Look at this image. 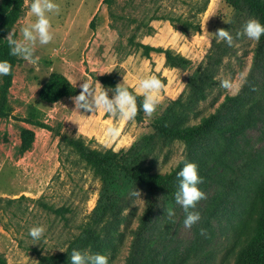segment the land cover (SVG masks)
Returning <instances> with one entry per match:
<instances>
[{
    "label": "rangeland",
    "instance_id": "obj_1",
    "mask_svg": "<svg viewBox=\"0 0 264 264\" xmlns=\"http://www.w3.org/2000/svg\"><path fill=\"white\" fill-rule=\"evenodd\" d=\"M55 2L61 11L50 16L54 40L37 44L39 62L33 65L14 56L5 92L0 76V264H48L73 249L104 254L109 264L232 262L237 238L264 178V47L237 36L254 15L243 10L232 21L234 11L225 0ZM4 6L5 0H0V12ZM34 20L23 0L20 16L8 32L15 29L18 37L20 28ZM218 28L230 32L232 46L213 35ZM175 58L180 65L173 66ZM52 73L70 82L73 95L48 105L39 102L38 93ZM240 73L246 75L247 83L238 95L219 86L220 80ZM107 74L115 76L117 84L121 81L136 88L148 75L158 76L165 85L153 116L142 110L140 120L126 122V130L133 135L120 148L110 147L111 140L106 138H82L74 124L78 116L92 113L72 112V97L80 93L83 81L95 86L97 77ZM108 94L113 95L110 90ZM228 98L232 100L225 110L240 121V136L214 135L204 153L153 128V122H161L166 130L197 125ZM31 116L47 128L30 125ZM230 119L216 124L229 125ZM23 130L32 134L27 145L22 143ZM144 138H151L147 168L161 173L175 170L177 175L184 162H193L203 179L199 188L206 194L190 209L200 213L197 224L184 226L186 214L180 206L181 211H173L175 221L161 235L165 239L151 247L145 243L148 228L140 230L143 192L133 201L137 211H118L101 223L94 219L100 181L69 141H80L98 152L118 153ZM39 225L46 231L36 241L29 229ZM87 234L99 238L79 249Z\"/></svg>",
    "mask_w": 264,
    "mask_h": 264
},
{
    "label": "trees",
    "instance_id": "obj_2",
    "mask_svg": "<svg viewBox=\"0 0 264 264\" xmlns=\"http://www.w3.org/2000/svg\"><path fill=\"white\" fill-rule=\"evenodd\" d=\"M225 1L228 8L234 11L232 21L236 18L237 13L247 10L264 24V0ZM22 5L23 0H5V6L0 12V60L9 61L12 67L15 59L14 56L9 55L10 50L4 40V36L8 32L9 27L19 18ZM259 43L264 47V36L260 38ZM168 57L171 63L170 56L167 55V60ZM180 61L178 58L173 59V66L180 65ZM11 76L12 73L11 75L3 76V92L9 86ZM97 80L105 89H109L110 91H113L117 85L116 78L113 75L99 76ZM129 90L137 96V104L139 106L142 103L143 97L135 93L131 88ZM72 95L73 88L70 82L63 75L52 73L40 89L38 99L41 103L51 105ZM231 100L228 98L216 110L215 114H211L208 118H203L197 125L166 130L164 126H161V122L159 125L153 122V128L161 136L183 140L189 149L193 151L196 149L198 153H204L209 147L208 142L210 139H214V135L224 139L228 135L234 138L240 136L238 133V128L241 125L240 121L231 117L229 109L225 110L227 102H231ZM141 111L142 108L133 119L136 122L140 120ZM226 118H231V124L218 126L219 124L216 121ZM27 122L38 128H47L43 123L34 119L33 116ZM31 137L32 134L29 131L23 130L21 137L23 145H27ZM150 140L151 138H144L129 150L119 151L118 153L111 152L110 150L104 152L90 150L80 141L69 140L99 178L100 191L94 209L96 211L94 219L98 223L103 222L108 217H114L119 213L118 211H137L133 207L135 196L132 193L136 189L143 192L145 204L142 211L145 212L142 216L143 218H140V230L143 231L145 228H148L144 231V234L148 238V240L145 239L148 247L165 239L166 236L163 237L161 235L175 221L176 215L170 219L167 215L168 210L181 211L180 205L175 202V192L179 187V180L175 174V170L161 173L147 168L150 154L148 144ZM254 195L250 212L243 223L242 231L236 241V250L232 253V262L230 261L228 264H264V178ZM90 235L87 234L84 239L80 240L81 245L79 249L96 243V239L99 236L97 238L93 234L91 237ZM70 257L71 252H68L64 255L53 257V260L48 264H71Z\"/></svg>",
    "mask_w": 264,
    "mask_h": 264
},
{
    "label": "clouds",
    "instance_id": "obj_3",
    "mask_svg": "<svg viewBox=\"0 0 264 264\" xmlns=\"http://www.w3.org/2000/svg\"><path fill=\"white\" fill-rule=\"evenodd\" d=\"M29 4L30 13L35 20L19 30L17 37L16 30L11 29L4 38L9 46V55L20 57L30 64H37L40 57L36 55V46L48 45L54 40V31L52 28V14L59 15L61 7L55 0H25ZM226 22V21H225ZM227 23V22H226ZM218 40L225 41L229 46L233 45V36L228 30L218 28L213 34ZM246 36L253 41H259L264 36V24L258 19H249L243 31L237 33V36ZM115 38V34H113ZM12 73V65L7 60H0V76H8ZM247 83V77L244 73L236 77H229L220 80L219 86L230 95H238L244 85ZM165 85L156 75H148L139 80L137 93L142 95V103L138 106L137 96L134 95L125 82L117 84L113 89V95L109 96V90H106L98 81L95 86L91 81H83L80 85L81 91L78 95L72 97L75 105L74 113L80 114V110L91 112L94 116L97 111H103L109 115L118 116L124 121L133 120L142 108L145 115L151 117L157 111L162 101V90ZM81 115V114H80ZM75 123V122H74ZM108 134L118 135V129L108 128ZM179 180L178 190L175 192V202L182 206L185 212L184 226L191 228L197 224L200 219V213L191 211L202 199H206V194L199 188L203 179L198 172V166L193 162H184L182 169L177 173ZM133 196H141V192L136 189ZM171 219L175 213L169 209L167 212ZM46 229L44 226H33L29 229V235L33 240L39 241L44 235ZM204 234V229H201ZM71 264H109L108 256L104 254H89L87 251L73 249L71 252Z\"/></svg>",
    "mask_w": 264,
    "mask_h": 264
},
{
    "label": "crops",
    "instance_id": "obj_4",
    "mask_svg": "<svg viewBox=\"0 0 264 264\" xmlns=\"http://www.w3.org/2000/svg\"><path fill=\"white\" fill-rule=\"evenodd\" d=\"M119 83H121V81ZM125 84L127 87L131 88L135 93H137V88L134 84H127V83H125ZM140 96H142V95H140ZM67 98H69V97H67ZM64 99H66V98H63L62 100H64ZM91 115L92 114L84 115L82 117L78 116L74 120V122H76L74 124H77V125H75V126H77V131H78L79 135L82 136V138H85V139L89 138V140H91V139L100 140L97 138H101V140H102V138H104V139L106 138L108 140H111L110 141V147H111V145L112 146L114 145V146H117L118 148H120L121 146H124L125 143H128V137L129 138L132 137L133 133L131 132V130L129 132H128V130H126V122L127 121H124L120 118L118 120H115L114 117L109 116L107 113H105L103 111H97L94 116H91ZM75 126H74V128H76ZM109 127H114L116 129H118V135H116V136L109 135L108 131H107ZM130 129H133V128H130ZM103 142L101 141V144H104ZM115 144H117V145H115Z\"/></svg>",
    "mask_w": 264,
    "mask_h": 264
}]
</instances>
